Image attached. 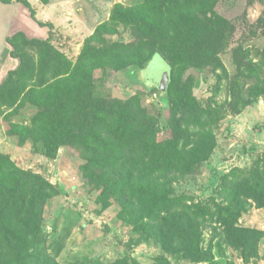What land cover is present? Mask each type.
Masks as SVG:
<instances>
[{
	"label": "trees",
	"instance_id": "16d2710c",
	"mask_svg": "<svg viewBox=\"0 0 264 264\" xmlns=\"http://www.w3.org/2000/svg\"><path fill=\"white\" fill-rule=\"evenodd\" d=\"M12 1L21 0H0ZM219 2L117 3L109 23L98 27L75 62L50 37L30 38L23 31L9 35L10 54L19 64L0 83V107L15 110L19 103L35 105L31 125H15L18 129L12 127L9 133L19 135L22 144L30 133L51 158L62 147L73 149L85 159L80 165L83 177L103 189L104 208L118 201L120 217L160 242L166 253L210 263L218 240L221 249L230 244L249 262L258 255L264 231L243 227L239 219L253 205L264 208V152L250 168L235 167L221 177L220 199L196 201L188 193L175 195L172 187L180 175L196 174L218 144L215 126L222 107L204 106L195 94L196 76H183L190 68L221 65L219 29L225 18L217 11ZM119 23L133 27L131 41L99 38ZM261 27L264 35V13ZM245 51L242 45L233 50L237 73L230 78V89L235 105L249 106L264 98V81H256L244 94V85L255 70ZM158 52L171 65L167 101L172 136L165 139L160 137V120L143 105L142 92L126 99L97 95L94 74L97 68L105 71L109 67L135 72ZM143 92L158 93L156 88ZM61 191L58 184L16 166L9 155L0 152V264H18L20 257L36 247L42 234L43 207ZM208 226L212 236L207 248L203 243ZM106 264L132 263L123 258ZM153 264L172 262L161 255Z\"/></svg>",
	"mask_w": 264,
	"mask_h": 264
},
{
	"label": "rangeland",
	"instance_id": "374dc122",
	"mask_svg": "<svg viewBox=\"0 0 264 264\" xmlns=\"http://www.w3.org/2000/svg\"><path fill=\"white\" fill-rule=\"evenodd\" d=\"M139 1L0 2V43L3 45L5 34L11 28L10 35L23 31L30 38L50 37L75 62L88 40L95 36L98 27L109 23L112 9L117 3L131 6ZM217 11L225 18L219 29L221 65H211L205 69L190 68L184 72L183 78L191 74L196 76L198 84L195 94L204 106L213 103L222 107L219 123L215 126L218 144L211 158L199 167L196 174L180 175L178 180L172 181L175 195L188 193L201 202H207L213 196L220 199L218 186L221 177L235 167L250 168L264 152V98L261 97L255 105H235L230 89V78L237 73L233 50L239 45L244 47L247 59L255 68L252 78L244 85V94L256 81H264V35L261 27L264 0H220ZM115 26L108 28L99 38L107 42L131 41L134 38L132 26L125 23ZM97 43L100 44V41ZM11 59L9 47L5 50L0 48L1 64ZM18 64L19 59L13 58L10 69ZM94 74L97 95L126 99L142 92L146 111L160 120V137L165 139L172 136V112L167 101L171 65L162 53H156L145 68L132 73L109 67L105 71L97 68ZM4 77H0V83ZM151 88H156L158 93L143 92ZM3 110L0 107V152L9 155L16 166L42 174L62 188L61 193L49 198L43 207L42 234L38 244L20 257L18 264L56 261L63 264H106L123 258L129 259L132 264H153L161 255L172 264H264V237L258 244V255L249 262L239 249L230 244L225 243L221 249L218 240L214 241V258L210 263L166 253L160 242L143 234L133 222L120 217L122 206L118 201L104 208L100 200L103 189L83 177L80 165L85 159L73 149L62 147L57 157L51 158L44 153L42 143L30 133L23 144L19 135L9 133L15 125H31L37 112L35 105L19 103L15 110L6 107ZM239 225L264 231V208L253 205L239 219ZM211 236V227L208 226L203 246L209 247ZM32 252L34 255L24 258Z\"/></svg>",
	"mask_w": 264,
	"mask_h": 264
},
{
	"label": "crops",
	"instance_id": "0c3cea01",
	"mask_svg": "<svg viewBox=\"0 0 264 264\" xmlns=\"http://www.w3.org/2000/svg\"><path fill=\"white\" fill-rule=\"evenodd\" d=\"M12 21V20H11ZM12 29V28H11ZM11 29H9L10 31H9V33L7 34H5V42L3 43V45H1V43H0V48H2V49H4L5 50V48H7V47H9L10 48V45H9V43L7 42V37L10 35V32H11ZM1 41V40H0ZM11 61H7L6 63H4V64H1L0 63V77L1 76H5V74L7 73V71L10 69V67H11V65H12V63H13V57L11 56ZM8 64V65H7Z\"/></svg>",
	"mask_w": 264,
	"mask_h": 264
}]
</instances>
